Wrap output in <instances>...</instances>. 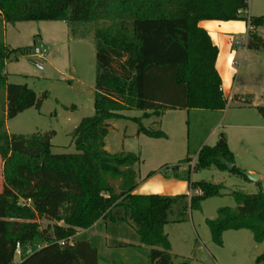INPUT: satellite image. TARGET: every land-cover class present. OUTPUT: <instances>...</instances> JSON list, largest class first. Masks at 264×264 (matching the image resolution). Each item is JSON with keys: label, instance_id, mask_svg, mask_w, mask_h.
Here are the masks:
<instances>
[{"label": "trees", "instance_id": "16d2710c", "mask_svg": "<svg viewBox=\"0 0 264 264\" xmlns=\"http://www.w3.org/2000/svg\"><path fill=\"white\" fill-rule=\"evenodd\" d=\"M248 1L0 0L4 23L102 22L94 36V114L82 118L72 131L75 153H52V130L30 136L8 134L5 121L30 107H39L41 101L26 85L8 83L4 74V60L13 53L27 54L28 47L8 50L0 42V86L5 88L6 100L0 121L4 179L0 191V264H14L17 250L20 260L16 264H98V239L73 238L77 229H89L99 221L113 235L117 227L130 226L137 246L150 247L148 264H175L164 225L177 205L175 212L185 214L187 208L199 210L203 200L220 194L222 184L192 182L190 176L212 166L227 170L220 158L234 163L226 136L220 132L216 143L202 146L195 163L182 170L181 164L189 163V158L159 169L165 177L186 181L199 194L140 195L133 193L139 156L105 149L107 121L123 118L120 111L138 109L142 114L130 118L138 125L137 133L166 138L164 131L145 127L142 119L159 117L170 108L222 111L226 100L215 68L218 48L199 22L245 21L252 28L247 47L259 49L262 42L255 29L264 26V16L247 17ZM170 93L177 95L176 102H169ZM256 110L264 118V105ZM17 140L38 147V155L12 150L11 143ZM230 172L247 180L235 164ZM255 184L258 192L234 191L235 208H218L214 219H205L216 245L222 246V234L227 230L248 229L255 242L263 241L264 192L260 181ZM39 218L53 224L41 229ZM262 261L264 251L255 260Z\"/></svg>", "mask_w": 264, "mask_h": 264}, {"label": "rangeland", "instance_id": "374dc122", "mask_svg": "<svg viewBox=\"0 0 264 264\" xmlns=\"http://www.w3.org/2000/svg\"><path fill=\"white\" fill-rule=\"evenodd\" d=\"M248 3L249 14L254 17L264 16V0H249ZM101 25L102 22L95 21H22L3 24L0 16V42L8 50L28 47L27 54L13 53L4 60L6 81L26 85L41 101L39 107H30L8 119L7 123L5 121L7 132L9 130L14 135L30 136L54 130L50 139L51 152H76L72 131L82 118L94 114V36ZM259 37L262 42L259 49L247 47L251 39L249 34L233 44L242 53L248 48L247 51L253 54L238 59L234 78L241 86L255 84V87L261 88L253 92L243 88L237 92H225L223 97L226 106L222 111L170 108L163 110L159 117L152 115L142 119L145 127L164 131L166 138H150L137 133L138 125L130 118L140 116L142 111H120L123 118L107 121L109 128L104 139L105 149L109 153L131 152L138 155L140 161L135 164L134 169L137 179L141 180L150 171L160 173L159 166L162 164L171 166L187 157L193 162L189 164H194L200 148L214 145L219 133L223 132L236 167L242 172L252 170L260 175V188L264 192V118L255 107L248 106L255 96L258 98L257 103L262 105L264 102V33ZM39 44L47 48L46 57L39 59L42 69L35 66V57L32 55V49ZM44 93L47 94L45 98L42 97ZM177 98V95L171 93L168 96L169 102H176ZM5 105V88L0 86V121L4 118ZM221 171L224 173H216L211 168L192 172L193 180L220 183L224 188L219 195L203 200L199 210L187 208L185 214H179L175 212L179 207L177 205L174 212L168 215L169 221L164 232L171 244L175 264H264V261L255 262L264 251V239L262 242H255L248 229L225 231L222 234V246L216 245L211 239L205 219H214L218 208H235L237 203L234 191L248 194L259 191L257 185L241 175L228 170ZM3 186V163L0 158V191ZM37 222L41 229L53 224V221L46 218H39ZM127 226L117 227L115 236L121 238V232ZM86 230L77 229L73 239L80 236L100 237L98 224ZM132 233L127 235L128 241H133ZM115 239L117 240L116 237ZM147 252L143 251V255H147ZM99 254L101 259L98 264H116L103 261L102 258L110 257L103 245L100 246ZM121 258L127 260L125 255ZM112 259L115 261L117 258L112 256ZM19 260L18 251L14 256V264Z\"/></svg>", "mask_w": 264, "mask_h": 264}, {"label": "crops", "instance_id": "0c3cea01", "mask_svg": "<svg viewBox=\"0 0 264 264\" xmlns=\"http://www.w3.org/2000/svg\"><path fill=\"white\" fill-rule=\"evenodd\" d=\"M249 7V3H248ZM246 14L248 17H253L251 14H249V9L246 11ZM4 24V22L2 21ZM200 27H202L211 37V40L214 45L218 48V54L215 61V68L221 78V87L225 92L233 91L237 92L243 88V90L248 91H255L259 88L255 87V84H252L250 86H241L239 83H237L236 78H234V74L237 71L238 59H242L244 56H253L251 52H248L247 49L244 53L239 49V47H233V44L237 42L236 40H239L243 36L250 35V27L245 21H216V20H203L199 22ZM256 34L258 36H262L264 33V26H259L255 29ZM237 44V43H236ZM257 96L252 99V102L248 104L250 107H255L258 105H261L260 103H257ZM264 105V102L262 103ZM7 123V120H6ZM54 132V130H52ZM8 134H13L9 132ZM166 134V133H165ZM214 134V133H213ZM211 137V136H210ZM218 138V137H217ZM191 159L190 157H187ZM140 159V158H139ZM139 163V162H138ZM189 163H193L192 160H190ZM189 163L181 164L180 170L184 169L186 165ZM167 165L162 164L160 167ZM183 165V166H182ZM212 171L219 174H223L224 171H221L215 167H210ZM247 172L254 173L258 175L257 173L253 172L252 170H248ZM137 174V173H136ZM261 176L258 175V181H260ZM190 180L192 182H196L193 180V176L191 173ZM137 181V186L134 190V194H140V195H147V194H158V195H164V196H174L177 194H186L188 197L199 194L200 191L198 189H190L188 186V183L184 180H180L175 177H165L161 173L152 174L150 176L145 175L141 180ZM251 182V181H250ZM255 184L256 182H251ZM256 185V184H255ZM169 221V220H168ZM100 222V223H99ZM96 224H98L100 228L99 236L95 239H98V263L101 259V256L99 254L100 246H104L105 252L110 253L109 259L102 258L105 263H148L147 255H143V251L147 252L150 247L141 245L138 247V243L135 237H132L131 240L128 241L127 235H129V232H133L130 226H127L126 229H123L121 232V238L118 236L113 235L110 230L106 227V224H104L102 221H99ZM61 224V223H59ZM94 224V225H96ZM100 224V225H99ZM166 225V224H165ZM164 225V227H165ZM87 231V230H86ZM119 235V234H118ZM117 238V240L115 239ZM87 238V237H86ZM119 238V239H118ZM91 239V238H87ZM109 239V240H108ZM121 240V241H119ZM124 242V246L121 247H115L113 242ZM170 253L173 255L172 247L170 244ZM122 255H125L126 261L123 260L124 258H121ZM117 258L115 261L111 260V257ZM129 260V261H128ZM174 262V261H173Z\"/></svg>", "mask_w": 264, "mask_h": 264}, {"label": "water", "instance_id": "95a60500", "mask_svg": "<svg viewBox=\"0 0 264 264\" xmlns=\"http://www.w3.org/2000/svg\"><path fill=\"white\" fill-rule=\"evenodd\" d=\"M11 149L20 153H24L26 155L32 156V157H36L39 153V148L38 147H29L26 146L24 143H22L21 141L17 140V141H13L11 143ZM219 162L225 166V168L228 171H231L234 167V163H231L223 158L219 159ZM244 174V176L247 178V180L251 181V182H256L258 181V175L254 174V173H250V172H242Z\"/></svg>", "mask_w": 264, "mask_h": 264}, {"label": "built area", "instance_id": "2783aa9c", "mask_svg": "<svg viewBox=\"0 0 264 264\" xmlns=\"http://www.w3.org/2000/svg\"><path fill=\"white\" fill-rule=\"evenodd\" d=\"M32 55L35 57V66L38 69H42L43 65L42 63L39 61V59H44L47 55V48L43 45V44H39L36 45L33 49H32ZM219 90L222 92V94H224V91L222 89V87H219ZM18 252V250H17Z\"/></svg>", "mask_w": 264, "mask_h": 264}]
</instances>
